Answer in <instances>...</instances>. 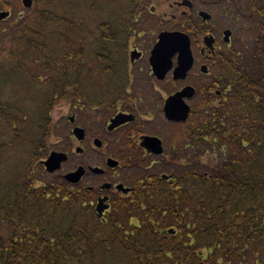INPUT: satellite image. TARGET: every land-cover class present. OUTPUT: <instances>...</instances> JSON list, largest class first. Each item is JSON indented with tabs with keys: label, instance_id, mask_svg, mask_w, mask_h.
Returning <instances> with one entry per match:
<instances>
[{
	"label": "trees",
	"instance_id": "1",
	"mask_svg": "<svg viewBox=\"0 0 264 264\" xmlns=\"http://www.w3.org/2000/svg\"><path fill=\"white\" fill-rule=\"evenodd\" d=\"M136 8L34 0L1 31L0 264H264V52L225 63L222 96L205 92L182 156L161 165L171 176L160 168L135 204L100 220L88 189L48 181L55 107L108 100L125 59L111 47L127 44Z\"/></svg>",
	"mask_w": 264,
	"mask_h": 264
},
{
	"label": "flooded vegetation",
	"instance_id": "2",
	"mask_svg": "<svg viewBox=\"0 0 264 264\" xmlns=\"http://www.w3.org/2000/svg\"><path fill=\"white\" fill-rule=\"evenodd\" d=\"M19 1L22 4V1ZM129 1L137 3L139 8H136L132 34L129 36L127 44L111 47L123 51L125 59L115 60L111 63L114 67L113 74L116 82L106 88L103 86L106 89L104 92L108 100L93 104L88 109L79 103L81 101L78 103L67 101L69 110L73 113L74 122L71 121L72 118H69L71 125L76 122L77 113L87 117L108 116L110 113H114L103 124L98 122L97 126L89 127L87 124H83L79 127L85 131V141L82 143L84 149L78 155H88L90 151L103 152L105 150L108 152L105 159L106 166L98 167L103 169V172L93 173L91 168H96V166L86 164L83 160L77 164L75 169L67 172H73L79 167L86 169L87 172L79 184L90 191L89 203L96 215L99 206L102 209L105 208L100 220H106L109 214L119 208L126 207L127 204L136 203L135 197L140 195L146 185L157 178V171L152 169L155 164H164L167 161L173 163L180 159L181 144L188 140L187 132L190 129L192 131L197 124V113L201 104L199 96L202 97L208 90L211 94L222 96V91L218 89L219 85L215 84L224 81L221 75L225 72V63L229 61L231 64L234 53L237 52V56L240 55L241 60L245 61L250 58L248 56L252 58L256 52H264V0H202L200 2L201 5L206 4L212 9L200 8L196 0H183L173 10L174 16L169 20L157 13L165 0H160L156 4L155 0ZM12 11L13 7L9 2L0 0V13L10 12V18L0 22V30L9 27L14 22H11ZM201 12L210 14L212 19L203 22L200 18ZM218 13L224 16L228 23L225 30L221 29V23L217 20ZM21 15L22 12L18 17ZM143 17L151 18L157 29V37L149 42L144 40L146 45L135 42L146 34L144 28L137 29L134 26ZM182 19L191 23L189 27L192 28V33L199 35L200 63L195 60L187 78L176 80L174 70L178 66V55H175L172 59L173 68L162 78L155 73L152 67L150 61L152 52L162 32H175L184 29L180 25ZM167 25L175 26V29L166 30ZM227 31L231 33L229 42L225 40ZM241 35L253 37L254 43L251 50L246 47L245 43L238 42V37ZM207 37L214 38L212 47H206L205 38ZM205 65L208 67L207 74L202 73V67ZM234 66L231 67L235 70ZM200 80L201 82L206 80L202 87L198 85ZM167 86H172L174 90L167 93ZM186 88L195 89V95L192 98H185L186 104L190 107L188 119L186 121H171L164 112L166 102ZM118 117L124 122L113 131L109 130L114 119ZM169 128L174 130L172 134H169L174 142V146L171 147L173 151L171 157L166 155L167 141L164 136L169 132ZM91 129L94 131V135L89 134ZM96 141H99L100 147H97ZM155 146H161L163 153L157 154L154 150ZM188 148L189 146H186V149ZM64 153L68 155V161H70L73 157L72 152ZM109 160H113L116 165L109 166ZM139 170L140 172L137 173ZM143 170H150L152 173L150 175L142 172ZM67 173L59 176L63 177ZM84 182L89 185L84 186ZM142 206L144 207V204Z\"/></svg>",
	"mask_w": 264,
	"mask_h": 264
},
{
	"label": "rangeland",
	"instance_id": "3",
	"mask_svg": "<svg viewBox=\"0 0 264 264\" xmlns=\"http://www.w3.org/2000/svg\"><path fill=\"white\" fill-rule=\"evenodd\" d=\"M5 0H1V2H3ZM7 2H9L12 7H13V11H12V19L11 22L16 21L18 18V15L21 12H24L25 9L23 7V5L21 4V2L19 0H6ZM198 3V6H200V8H207V9H212L210 8L208 5L206 4H200V2L202 0H196ZM157 2H160V0H155V4ZM183 2V0H165L163 1V4H161L162 6L158 9L157 13H159L160 15L164 16L167 20L171 19V17L174 16V9H176L178 7V3ZM117 9L119 7H121V9H123V6H118L116 4H112L110 6L111 8ZM108 11V10H106ZM118 12V11H117ZM110 14H112L111 12H109ZM217 20L221 23V29L225 30V28L228 27V23L225 21L224 16H222L220 13H218L216 15ZM134 26L139 29V28H144V30L146 31L145 36H143V38L141 39H137L135 42L137 43H142L143 45L145 44V41H151L152 39L154 40L157 37V29L154 26V22L151 18L148 17H143L140 18L139 23H135ZM166 30H173L175 29V26L172 25H167L166 26ZM2 30H0V40L3 38V33H1ZM6 33V31L4 32ZM238 42L240 43H245L246 47H248L249 50H251L252 46H253V37H246V35H241L240 37H238ZM1 46H8L9 43L7 41H1L0 42ZM192 51L194 53L195 56V60L197 63H200V59H199V51H198V47L196 42H194L192 40ZM117 56V55H116ZM248 59L247 62L250 63V59L251 56ZM206 83V80H203L201 82L198 81V85L200 87H202L204 84ZM174 90V88L172 86H167L166 88V92H172ZM199 98H201V96H199ZM193 103V102H192ZM195 103H197V101H195ZM73 115L72 111L69 110L68 104L65 101H61L54 109L53 113H52V119L53 122L55 123V132L53 134V136L50 138L49 140V153L53 151L56 152H72L73 157L70 161H68L67 163L63 164L62 166V170L59 171L58 174L56 175H62L64 173H67L70 170H73L76 168L77 164L80 163L82 160L86 163V164H90L93 167H105V159L106 156L108 154V152H106L105 150L99 151V152H89L88 155H84V156H79L78 153H76V149L77 148H82L84 149V146L82 143L84 142H79L75 136L73 135V129L74 127H80V125L83 124H87L89 127L90 126H97L98 122H101V124H103L105 122V120L109 119L112 115H114V113H110L108 116L107 115H101V116H92V117H87V116H83L80 113H77L76 115V122L74 123V125H71L69 122V118ZM107 116V117H106ZM74 126V127H73ZM173 129L169 128V132H167L166 135H164L166 137V145H167V151H166V155L171 157V154L173 153V151L171 150V147L174 146V142L171 138V136H169V134L173 133ZM89 134L90 135H94V131L89 130ZM185 136V133H184ZM186 139V138H185ZM85 141V140H84ZM81 155V154H80ZM173 156V155H172ZM182 156V155H181ZM181 162H187L185 161V159H182ZM165 164V163H164ZM166 164H171L169 161L166 162ZM162 164H155L152 169L153 171H158L160 170ZM162 170V176H166L167 178H169L171 176V172L170 171H163V167L161 168ZM140 172L137 171V173ZM142 172L145 173H152V171L150 170H143ZM154 174V172H153ZM151 175V174H150ZM53 175L52 177H48V181L52 182L53 181ZM89 181V180H88ZM84 186L89 185L86 184V182L83 183Z\"/></svg>",
	"mask_w": 264,
	"mask_h": 264
},
{
	"label": "water",
	"instance_id": "4",
	"mask_svg": "<svg viewBox=\"0 0 264 264\" xmlns=\"http://www.w3.org/2000/svg\"><path fill=\"white\" fill-rule=\"evenodd\" d=\"M25 8H31L33 6V0H22ZM10 16L9 12L0 13V22L7 19ZM200 16L204 21L211 20V15L205 12H201ZM231 33L225 32V40L229 42ZM207 47H212L214 38H206ZM175 55H178V66L174 70V78L176 80H185L188 73L194 66V56L191 48V38L189 35L182 32H163L159 35V41L156 44L152 56L151 64L155 73L164 78L165 75L173 68L172 59ZM202 73H208V67L205 65L202 67ZM195 95L193 88H186L181 93L169 98L166 102L164 112L166 117L171 121H186L190 112V107L186 104L185 98H192ZM74 122V119H71ZM124 121L120 120V117L114 119L113 125L109 127V130L113 131L116 127L121 125ZM74 135L78 141H83L85 138V131L80 128L74 130ZM96 145L100 147L99 141H96ZM157 154H162L163 149L161 146L154 147ZM78 152L81 149L77 150ZM68 161V156L64 153L52 152L48 159L43 162L47 172L54 174L59 171L62 164ZM109 166L116 165L113 160H109ZM93 173H102L103 170L100 168L92 169ZM86 174V170L80 167L77 171L65 175V180L71 184H79ZM107 208V207H106ZM105 208L98 207V214L100 217L103 216Z\"/></svg>",
	"mask_w": 264,
	"mask_h": 264
}]
</instances>
